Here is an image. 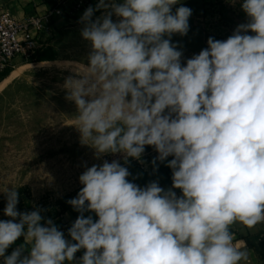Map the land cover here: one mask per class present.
Returning <instances> with one entry per match:
<instances>
[{"label": "clouds", "instance_id": "1", "mask_svg": "<svg viewBox=\"0 0 264 264\" xmlns=\"http://www.w3.org/2000/svg\"><path fill=\"white\" fill-rule=\"evenodd\" d=\"M178 3L88 7L79 22L90 51L62 85L81 143L97 159L140 160L152 146L153 165L172 157V187L142 188L118 160L87 167L67 201L79 213L70 239L42 209L19 211L17 189L4 187L3 264H247L231 227L264 223V0H241L247 22L226 40L209 37L183 64L171 37L187 35L192 9L173 11Z\"/></svg>", "mask_w": 264, "mask_h": 264}, {"label": "rangeland", "instance_id": "2", "mask_svg": "<svg viewBox=\"0 0 264 264\" xmlns=\"http://www.w3.org/2000/svg\"><path fill=\"white\" fill-rule=\"evenodd\" d=\"M181 5L192 9L187 35L171 37L183 53L182 64L208 47L209 37L226 40L239 24L247 22L241 0H179L173 11ZM89 51L80 30L57 64L20 69L40 59L19 57L10 73L19 72L0 91V189H17L21 212L40 208L45 219L55 220L72 207L67 201L83 187L79 176L87 167L104 160H118L127 167L155 151L145 146L140 160L128 158L125 163L119 153L97 159L95 150L81 143L73 125L76 107L65 98L62 85L74 74L72 69L78 71L86 63ZM4 79L0 76V82ZM5 206L6 198L0 192V221L9 219L4 215Z\"/></svg>", "mask_w": 264, "mask_h": 264}, {"label": "crops", "instance_id": "3", "mask_svg": "<svg viewBox=\"0 0 264 264\" xmlns=\"http://www.w3.org/2000/svg\"><path fill=\"white\" fill-rule=\"evenodd\" d=\"M76 1L0 0V13L8 11L16 18L24 20L29 16H44L54 8L59 7L62 2H65L69 6ZM97 3L98 0H87V5L84 9L73 16L51 15L45 30L41 33L35 29H31L36 47L31 59L35 61L40 59V61L28 65L31 67H44V64H57L55 63L57 58H60L64 54L68 44H71V39L81 30L82 24L79 21L84 11L90 6L95 7ZM99 15H101L99 11L94 13V18ZM157 155L158 153L154 151L143 158L142 162L139 161L137 164L127 166L130 172L128 180L142 188L153 181L157 182L165 190L171 188L172 169L167 167V163L172 157H168L163 163L157 160L156 164L153 165L152 161ZM175 191L178 196L182 194L179 189ZM78 215L79 213L73 207H70L61 217L52 220L59 230L64 233L66 239H70L68 229L72 226ZM88 215H92L93 219H96L94 213L86 212L85 216ZM231 231L234 233V244L240 248L246 247L248 250L249 260L247 264H264V223L258 224L252 229L236 223L231 227ZM23 243V237H21L6 250V255H10L16 247H19ZM82 254L83 250L76 253L77 261ZM0 264H3V262L0 261ZM241 264H245V262L242 261Z\"/></svg>", "mask_w": 264, "mask_h": 264}, {"label": "built area", "instance_id": "4", "mask_svg": "<svg viewBox=\"0 0 264 264\" xmlns=\"http://www.w3.org/2000/svg\"><path fill=\"white\" fill-rule=\"evenodd\" d=\"M86 5L87 0H77L69 6L62 2L59 7L44 16H29L24 20L16 18L8 11L0 13V76L14 67L17 58L30 59L34 54L36 47L31 29L41 33L45 30L51 15L73 16ZM0 261L3 262L2 257Z\"/></svg>", "mask_w": 264, "mask_h": 264}, {"label": "bare ground", "instance_id": "5", "mask_svg": "<svg viewBox=\"0 0 264 264\" xmlns=\"http://www.w3.org/2000/svg\"><path fill=\"white\" fill-rule=\"evenodd\" d=\"M46 65V64H44ZM30 65L22 66L20 69L27 68ZM12 71L3 81L0 82V91L16 76V74L19 72V70Z\"/></svg>", "mask_w": 264, "mask_h": 264}, {"label": "trees", "instance_id": "6", "mask_svg": "<svg viewBox=\"0 0 264 264\" xmlns=\"http://www.w3.org/2000/svg\"><path fill=\"white\" fill-rule=\"evenodd\" d=\"M10 74V70L9 71H7L6 73H4L3 75H1L2 76V78L4 79V78H6L8 75Z\"/></svg>", "mask_w": 264, "mask_h": 264}]
</instances>
